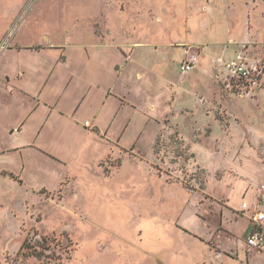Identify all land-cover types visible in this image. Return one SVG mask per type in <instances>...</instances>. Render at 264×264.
Instances as JSON below:
<instances>
[{"label": "rangeland", "instance_id": "obj_1", "mask_svg": "<svg viewBox=\"0 0 264 264\" xmlns=\"http://www.w3.org/2000/svg\"><path fill=\"white\" fill-rule=\"evenodd\" d=\"M165 8L155 0H0V46L55 49L24 63L45 73L66 67L44 87L26 83L32 92L43 87L33 99L50 101L37 111L41 135L0 128V149L27 142L66 159L38 147L0 156L1 170L17 175L0 172V264H230L205 249L216 247L215 230L229 237L230 225L232 239L216 236L224 246L246 242L247 217L228 199L246 202L245 211L252 206L254 192L243 199L238 190L264 167V93L260 104L256 94L231 93L210 67L208 89L199 56L236 48L264 65V0H198L161 20ZM249 25L253 41L236 42ZM179 42L192 48L183 61L198 58L187 76L179 71ZM163 58L166 70L152 67ZM81 102L76 116L71 109ZM98 114L106 139L86 124ZM4 120L15 124L16 113ZM263 205L264 187L246 215ZM228 216L239 220L226 224ZM25 241L43 257L22 252ZM255 260L264 264V255Z\"/></svg>", "mask_w": 264, "mask_h": 264}, {"label": "crops", "instance_id": "obj_2", "mask_svg": "<svg viewBox=\"0 0 264 264\" xmlns=\"http://www.w3.org/2000/svg\"><path fill=\"white\" fill-rule=\"evenodd\" d=\"M147 1L150 2L151 0H147ZM155 1L156 2L160 1L163 4V6L166 7L164 9V11H160V13H159L161 20L166 18V17L170 18V9L171 8H177V9L182 8L183 9L185 7L188 10V8L192 7L193 5H196V6L198 5V0H155ZM153 6H156V5L153 4ZM186 13H187V11H186ZM248 28L249 29L247 30V33H246V36L244 37V39L239 40V41H236V40H234V41H236L238 43H242V41H244V42L253 41L254 38H253L252 33H251L252 28H250V25L248 26ZM23 45L24 44L22 42L15 41L14 45H12L10 48H8V49L4 50L2 53H0V128H3L4 130H6V132L10 133V135L14 134V136L23 135L25 132L27 133V131H30V132L33 131L35 133L37 132L38 135H41L40 131L46 125L44 126V122L42 124L41 117H40L39 113H37V111H42L44 109V107H42L44 105V103H46V101L47 102H50V101H48V100L44 101L43 100V102H42L41 100H38V102H37L35 99H33L34 98L33 96L37 95L38 99H40V97L42 96V93L44 91L43 87L49 81L52 82V80H55L56 75L58 74L57 72H59V70L61 68L64 69L66 67H49L47 69V72L45 73V67H35L36 64L35 65L34 64L26 65L24 63V61H25L24 58L26 55H31L34 58H37V55H36L37 53H42L46 56H51L52 54H55V52H54L55 49H41V50H35L34 49V50H32V49H26V48L22 47ZM137 45H140V44H137ZM181 45H183V46L180 47ZM187 45H188V43H182V42L177 43L178 48H183V53H184L183 56L181 58L179 57V59H178L179 60V71H180V74L182 76H187L189 73H191V72L184 73L181 69L182 61L185 59L186 56H189V53L191 54V52H192V51H189L192 48H190V49L186 48ZM195 46H198V45H193V46L191 45V47H195ZM174 50H176V49L173 48V51ZM31 51H33V52H31ZM228 52H231L232 55H228ZM174 54L175 53H173V55ZM203 54H201L199 56V59H200L199 68L201 66L199 71H201L200 73L205 77L204 80L208 84L207 88L209 89L210 87L213 86L212 85L213 84L212 74H211V72L209 74L210 70L208 68V67H210L212 71H215L217 73L218 77L220 78V82L226 88V90L233 93L232 88L228 84L227 73L223 69H215L211 65V62L209 60V57H211V55H203ZM61 55L63 56L62 59H64V60L67 59V57L64 56V53H62ZM132 55H133V53H132ZM220 55H223V56H220ZM220 55H216V57H224L227 60L233 59L236 56V48H232V49L230 48V49H226V50L223 49L222 53ZM205 62H206V65H205ZM248 62L250 64H255L257 61H249L248 60ZM151 63L152 62L148 63L147 66L151 67ZM162 63H164V58L161 60V63L159 61L158 62L154 61L153 62L154 66H152V67H156L157 69L165 68V70H166V67H161ZM258 63H262V62H258ZM14 64H16V65H14ZM141 64H142V67H143V65H145L142 62H141ZM202 65L203 66L205 65V66L202 67ZM118 69H119V67H117V71H118ZM79 77H81V74ZM207 77H208V79H206ZM30 78H31L32 82H33L32 79H34V80L38 81L40 85L43 82H45L40 91L39 90L37 91L34 88V90L32 92V90H29L27 88L26 83H28L30 81ZM116 78H117V76H116ZM196 84H197V86H199V83H196ZM140 91L141 90L139 87V88L132 90L130 93H134V95H138L140 93ZM111 92H112V90L109 89L108 90L109 96L112 94ZM212 93L214 96L217 92H214V90H212ZM260 93H264V77L262 78V81H261V87L253 88L251 90V92L247 94V97H249V98L252 97V99H253V96H255V94L258 95L257 98H255L257 100L256 102L258 103ZM83 94H85V92ZM31 95H33V96H31ZM123 98H124L123 99L124 103H127V104L132 103L131 98H129L128 96H124ZM84 99H86V96L83 97L82 102L84 101ZM171 99H172V102L175 101V97L172 96ZM17 101H19L21 107H20V109L15 110V108H13V105L18 104ZM35 101H36V103H35ZM263 101H264V99H263ZM82 102L80 104H78L77 106L75 104V106H73V108L71 109V111H72L71 113L78 116L80 114ZM41 103H43V104H41ZM258 104H260V103H258ZM55 106H57V105H55ZM54 109H56V108H54ZM186 111H189V109H186ZM14 113H16V119H17L15 124L12 122H8V124H3V122L5 121L4 119H6V116H8V115L11 116ZM100 116H101V114L95 115V117H93V122L92 123L86 122V124L87 123L91 124V127H90L91 132H95L96 134L100 135L101 138L106 139L109 129H106V131L105 130L101 131V129L99 128ZM230 117H232V116H230ZM232 118L240 119L237 115H235ZM166 119H168V118H166ZM150 120L151 121L155 120V118L150 117ZM86 124H85V126H86ZM220 126L222 127V125H220ZM18 127H19V129H17ZM128 127H129V124L128 125L124 124L122 126L121 131H123L125 133V130H127ZM233 127H231V130H229V129H223V130L227 133L228 132L231 133ZM122 136H123V134H122ZM247 137H249V135H247ZM120 141H121V139H118L115 142L116 143L118 142L120 144L121 143ZM153 143H154V141H153ZM36 147H38L37 150L39 152L46 154L47 156L51 157L52 159L56 160L59 163H63V160H66V159H61L60 156L58 154H56L54 151H52V153H51L50 152L51 149H49V148H44L41 146L39 147V146H35V145L31 146L27 142L19 143L13 147L14 149L10 148L11 150L0 149V156L5 155L6 153H10L11 151H19V150H25L26 148L29 149V148H36ZM0 172L2 173L3 176H5V177L9 176L12 179H13V176H17L15 173L8 171L6 169L2 171L0 168ZM260 174H261V176L259 178H252L247 186H245L244 188H241V189L239 188V190H238L239 194L243 197V199L245 197H247L248 195L251 196V193H252L251 190L254 192V196L251 197L252 206H250L248 204L249 206H248L247 211H248L249 215L255 211L256 202H257V195L260 193V191L264 187L263 186L264 185V167H262V171ZM239 180H242V179H239ZM239 180H235L234 183L237 182V184H238ZM237 187H238V185H236V189H237ZM228 200L230 201V203L234 204L236 211L242 212L243 216L247 217V225H246L245 231L247 232V235H248L250 227H251V218H249V216L246 215L247 211L244 210V208H246V206H245L246 202L241 204L240 202L239 203H236L235 201L232 202L231 199H228ZM231 218L236 219V221L239 220L238 218H236L234 216H230V217L228 216V219H226L225 223L228 224V221H230ZM227 228H228L227 230H228L229 234L230 233L232 234L229 224H228ZM216 232L217 231L215 230V236L212 237V238L215 237L214 239H215L216 247H211V246L206 245V248H205L207 251L209 250L210 252H212L216 256V258H218L219 260L224 259L225 261H228L230 264H259L258 262H256L255 258L257 256L263 257L264 252L249 249L245 241H241V240L237 239L234 242L233 241L234 239H233L230 242L229 240L232 239L231 234L229 237H225L221 233H216ZM218 234L222 235L224 238L229 239L228 242L225 244V246L222 245L221 242L219 243L216 241V236ZM242 257L244 258V261H241ZM204 260L206 261L204 263L208 264V262L205 258H204Z\"/></svg>", "mask_w": 264, "mask_h": 264}, {"label": "built area", "instance_id": "obj_3", "mask_svg": "<svg viewBox=\"0 0 264 264\" xmlns=\"http://www.w3.org/2000/svg\"><path fill=\"white\" fill-rule=\"evenodd\" d=\"M3 44L0 46V53L5 50ZM211 65L215 69H223L228 76V84L233 93L247 95L255 87H261L264 77V65L256 62L250 64L242 55L238 54L235 58L227 60L224 57H211ZM198 65V58L185 60L181 64L184 73L195 70ZM246 244L249 249L264 252V205L251 218V227L247 235Z\"/></svg>", "mask_w": 264, "mask_h": 264}, {"label": "trees", "instance_id": "obj_4", "mask_svg": "<svg viewBox=\"0 0 264 264\" xmlns=\"http://www.w3.org/2000/svg\"><path fill=\"white\" fill-rule=\"evenodd\" d=\"M30 243H31V241H25L24 242V244H23V246L21 247V251L23 252V251H25V250H30V253H28V254H32V255H35L37 258H42L43 257V255H44V253L43 252H38L37 250H32V249H30L31 247H30Z\"/></svg>", "mask_w": 264, "mask_h": 264}]
</instances>
